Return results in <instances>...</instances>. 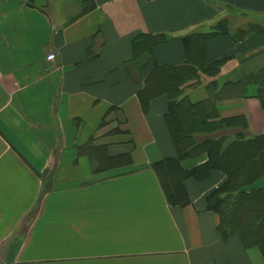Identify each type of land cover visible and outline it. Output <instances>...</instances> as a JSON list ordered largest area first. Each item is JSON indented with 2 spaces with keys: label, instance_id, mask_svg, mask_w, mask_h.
Masks as SVG:
<instances>
[{
  "label": "crops",
  "instance_id": "crops-1",
  "mask_svg": "<svg viewBox=\"0 0 264 264\" xmlns=\"http://www.w3.org/2000/svg\"><path fill=\"white\" fill-rule=\"evenodd\" d=\"M251 24L264 0H0V264H264L208 208L228 175L182 157L176 108L224 125L197 145L264 135ZM179 158L171 202L154 165Z\"/></svg>",
  "mask_w": 264,
  "mask_h": 264
},
{
  "label": "trees",
  "instance_id": "trees-1",
  "mask_svg": "<svg viewBox=\"0 0 264 264\" xmlns=\"http://www.w3.org/2000/svg\"><path fill=\"white\" fill-rule=\"evenodd\" d=\"M251 25L249 32H264L263 28L257 27L258 24ZM226 26H223L225 33L228 32ZM251 27L255 29L251 31ZM158 41L161 39H153L152 45ZM246 80L258 84V98L264 105V68L251 74ZM148 99L142 97L143 104H146ZM185 104L176 105L182 117L180 128L183 133L179 143L185 155L182 157L204 151L208 154L206 170L221 169L228 175L225 186L208 197V208L221 214L226 230L241 232L245 243L259 247L264 255V188H258L257 184L264 178V135L250 138L220 137L197 145L193 138L196 133L220 131L225 127L218 123H206L202 114L195 116L193 108ZM206 111L209 112V109H204L202 113ZM89 147L93 148L92 142ZM94 149L97 150L96 147ZM98 150H101V147ZM181 161L182 158L167 159L154 165L164 193L171 202L182 197V183L189 175L184 171Z\"/></svg>",
  "mask_w": 264,
  "mask_h": 264
},
{
  "label": "rangeland",
  "instance_id": "rangeland-1",
  "mask_svg": "<svg viewBox=\"0 0 264 264\" xmlns=\"http://www.w3.org/2000/svg\"><path fill=\"white\" fill-rule=\"evenodd\" d=\"M235 16H238L237 14H234ZM245 21V19H238L237 21V24H239V23H242V22H244ZM242 21V22H241ZM252 26V25H251ZM257 27H259L260 29L262 28L259 24H258V26ZM252 29H251V31L252 30H254L255 28L254 27H251ZM101 152V156L99 157V156H94V158L98 161V162H100L101 163V166L102 167H106V166H109L111 163H112V161L111 160H109V159H107V158H105V159H103L104 157L102 156V153H105V150H104V148H102L101 147V150H100ZM100 159H101V161H100Z\"/></svg>",
  "mask_w": 264,
  "mask_h": 264
}]
</instances>
